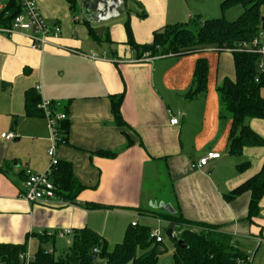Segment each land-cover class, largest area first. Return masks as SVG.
<instances>
[{
	"label": "crops",
	"instance_id": "crops-1",
	"mask_svg": "<svg viewBox=\"0 0 264 264\" xmlns=\"http://www.w3.org/2000/svg\"><path fill=\"white\" fill-rule=\"evenodd\" d=\"M84 1L36 0L51 30L43 49L33 48L23 32L0 31V243H26L33 256L40 246L59 254L73 234L61 237L56 231L87 227L108 248L123 241L133 221L167 229L170 222L151 212L178 211L191 222L217 226L251 257L250 264H264V195L252 219L251 192L231 201L224 197L264 164V146L230 153L232 120L222 118L219 87L236 78L233 52L207 46L139 61L127 43L125 23L130 22L137 43H151L154 31L192 19L191 3L175 7L171 0H126L129 20L93 24L77 13ZM214 4L207 5V14ZM139 11L146 16L139 18ZM199 59L208 64L207 85L190 98ZM29 90L38 92L41 101L59 102L57 110L67 113L68 138L57 146L56 157L73 164L85 187L75 202L59 194L29 202L22 195L27 172H44L52 162L48 121L42 114H28ZM121 94L126 125L117 123L112 110V96ZM170 109L180 113L178 124L170 122ZM248 123L264 137V119ZM4 132L15 138L6 140ZM208 152L221 155L199 166ZM244 162L248 166L240 169ZM44 234L49 241H41ZM58 239L67 247L57 249Z\"/></svg>",
	"mask_w": 264,
	"mask_h": 264
},
{
	"label": "trees",
	"instance_id": "trees-1",
	"mask_svg": "<svg viewBox=\"0 0 264 264\" xmlns=\"http://www.w3.org/2000/svg\"><path fill=\"white\" fill-rule=\"evenodd\" d=\"M7 7L0 12V25H10L21 12L17 0H5ZM241 2L245 10L235 20L225 17H214L203 20L198 28L196 18L187 22L168 24L154 31L151 43L139 44L136 42L130 22L125 23L127 43L135 49L137 56L156 57L168 54L182 55L215 46L219 49H238L244 44L251 43L260 32H264V0H224L223 9ZM141 16L145 17L146 13ZM88 22V21H86ZM89 24V22H88ZM90 25V24H89ZM236 68L235 80L225 79L219 87L222 104V118H231L230 153L239 155L246 146H264V137L251 128L250 118L264 119V96L261 89L264 87V70L260 68L261 53L246 51H232ZM208 64L205 59L197 61L194 86L187 96L192 98L206 89ZM123 94L112 96V110L119 125H126L121 113ZM41 96L38 92L29 90L26 93V109L30 115H44L39 107ZM62 139L67 141L69 124L61 122ZM130 140L128 145H132ZM102 155L115 156L116 153L101 152ZM244 162L240 169L247 167ZM52 178L56 191L70 202H75L78 195L85 189L84 185L75 176L73 164L67 160L58 159L52 166ZM245 192H251L249 218L259 213L260 201L264 195V164L259 173L249 178L233 190L224 194L226 200L231 201ZM93 207H99L92 204ZM175 225L184 239L186 246L175 244L174 264H250L242 263L248 255L236 247L227 233L217 226L206 223L191 222L185 219L180 212L174 214L151 212ZM197 227V231L189 227ZM49 236L42 235L41 241H49ZM25 244L0 243V261L2 264H21L20 253L25 251ZM99 248L98 253L95 249ZM167 248L163 242H157L152 234V227L144 224H132L127 229L123 241L117 243L113 250H108L106 240L90 228L77 229L73 232L71 244L61 253H49L40 246L35 253L32 264H96L99 256L106 258L105 264H158L160 255ZM97 260H94V254Z\"/></svg>",
	"mask_w": 264,
	"mask_h": 264
},
{
	"label": "built area",
	"instance_id": "built-area-1",
	"mask_svg": "<svg viewBox=\"0 0 264 264\" xmlns=\"http://www.w3.org/2000/svg\"><path fill=\"white\" fill-rule=\"evenodd\" d=\"M17 2L21 7V12L14 18L10 25L1 26L0 31L9 35L15 32H23L31 39L33 48L43 49L47 44H49V36L51 35V30L47 24L46 18L42 14L36 0H17ZM6 7L7 3H5L4 0H0V12H2ZM55 36H57V34H55ZM226 50L246 51L261 53L264 55V32H260L259 36L249 44L245 43L244 46H241L238 49L227 48ZM91 56L93 59L99 58L98 54L96 53H92ZM147 58H149L148 55H143L138 60L140 61ZM260 68H262V65H260ZM39 107L43 110L51 132V147L48 149V154L51 157L52 162L48 170L44 172H27L26 178L23 182L22 195L29 202H38L42 200L49 201L53 198H56L58 195L55 183L52 178V166L58 161V158L56 157L57 146L64 142L61 135L60 125L62 121L67 119L66 112L57 110V108L60 107L59 102L43 100L41 101ZM168 113L170 116V122L172 124H178L180 113L176 115L171 109L168 111ZM2 137L6 140H13L15 135L12 132H4L2 133ZM220 155L221 154L218 152H208L206 156L200 159L198 165L205 166L211 159L219 158ZM137 224V221L132 222L133 226H136ZM55 234L61 237L66 235L69 236L73 234V230L70 228H63L56 231ZM152 234L154 235L157 242L164 241L163 233L160 229H153ZM50 235H52V233ZM47 250L49 253L54 252L53 248ZM99 251V248L95 249L96 253ZM19 257L21 264H32L35 259V256L30 253L29 249L21 252ZM250 261V256H247L246 259H240V262L242 263H250ZM0 264H2L1 261Z\"/></svg>",
	"mask_w": 264,
	"mask_h": 264
},
{
	"label": "rangeland",
	"instance_id": "rangeland-1",
	"mask_svg": "<svg viewBox=\"0 0 264 264\" xmlns=\"http://www.w3.org/2000/svg\"><path fill=\"white\" fill-rule=\"evenodd\" d=\"M171 1L173 3V4H171V6H175V7H176L177 4H179L181 6L182 3H184V2H185V5L187 4L186 0H171ZM188 1H189V4L191 3V7L193 8L194 18H196L198 23H199V24L196 25V27H194L195 29L200 26V23L203 20H206V19H209V18L225 17L227 20H230V21L235 20L245 10V7H244V5L241 2L235 3V4L227 7L226 9H223L222 2L224 0H217V1L215 0V4L213 6L211 5L212 10H214V11L212 12V10H211L209 12L211 14H207V12H205V11L208 10L207 5L210 2L214 1V0H188ZM127 9H128V7L126 8V10H124V13L121 16H118L116 18L107 20L105 22H100L98 24L111 22V21H114V20H120V19L126 17ZM78 10L81 11L83 15H85V11H84V8H83L82 5H80L78 7V9H77V13H80ZM125 12H126V15H125ZM130 13L136 14L137 12L134 11V12H130ZM140 13H142V11H139V13H138L139 15H137L139 18L143 17V16L140 15ZM127 17H126L125 21L128 19ZM262 64L264 65V55H263V58H262ZM261 92H262V94H264V87L262 88ZM157 227H158V224L155 226L154 229H156ZM160 228H161L160 230L163 233V237H164L163 244L165 245V247L167 249L160 255V259H159V263L158 264H174L173 255H174V250H175V243H174V241L172 239L167 237L166 232H165L166 227L162 226ZM189 228L191 230H193V231L199 230L195 226H190ZM177 236L180 237L179 232H178ZM56 245H57V249H59V250H62V249L67 247L65 241L64 240H60V239H58ZM114 247H115V245H111V247L108 246V250L111 251V250L114 249ZM49 248H51V247H49ZM31 250L33 251V248ZM32 253L35 254V250ZM105 263H106V258H104L102 256H99L98 260L96 261V264H105Z\"/></svg>",
	"mask_w": 264,
	"mask_h": 264
},
{
	"label": "water",
	"instance_id": "water-1",
	"mask_svg": "<svg viewBox=\"0 0 264 264\" xmlns=\"http://www.w3.org/2000/svg\"><path fill=\"white\" fill-rule=\"evenodd\" d=\"M126 4V0H85L83 8L86 18L93 24H97L121 16L127 7ZM166 208L172 213L174 212L170 205ZM175 228V225H171L166 229L167 237L178 246H186L184 239L175 233ZM93 257L94 260H97L98 255L95 253Z\"/></svg>",
	"mask_w": 264,
	"mask_h": 264
}]
</instances>
